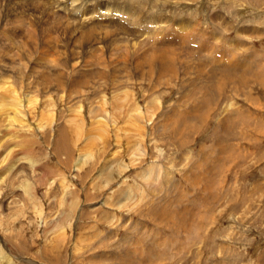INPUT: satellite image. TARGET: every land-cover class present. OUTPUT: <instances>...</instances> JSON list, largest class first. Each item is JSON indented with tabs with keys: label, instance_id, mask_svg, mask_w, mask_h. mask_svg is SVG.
<instances>
[{
	"label": "rangeland",
	"instance_id": "1",
	"mask_svg": "<svg viewBox=\"0 0 264 264\" xmlns=\"http://www.w3.org/2000/svg\"><path fill=\"white\" fill-rule=\"evenodd\" d=\"M62 1L0 0V264H264V0Z\"/></svg>",
	"mask_w": 264,
	"mask_h": 264
},
{
	"label": "bare ground",
	"instance_id": "2",
	"mask_svg": "<svg viewBox=\"0 0 264 264\" xmlns=\"http://www.w3.org/2000/svg\"><path fill=\"white\" fill-rule=\"evenodd\" d=\"M55 3H58V5L60 6L61 4H63L64 2L62 1V0H55ZM67 10H68V15H74V14H72L73 13V11H76L78 8H77V6L76 5H74L73 3H70L67 7H65ZM65 9V10H66ZM78 11V10H77ZM91 16V15H90ZM94 30H91L90 31V33L89 34H92V32H93ZM17 100L16 101H14V102H11V107H12V109H13V111H14V113H16V115L18 116L19 115V119L20 120H22V118L25 120V116L22 114V115H20L22 112H23V109H21L20 108V106H22L23 104H21V100L19 99V98H16ZM24 106V105H23ZM13 116V115H12ZM11 116V117H12ZM11 117H10V120H11ZM23 125V124H22ZM28 128H29V126H28ZM7 129H9V127L7 128ZM10 129H12V128H10ZM12 131V130H11ZM11 131H10V133H11ZM11 134H13V133H11ZM17 136H19V135H17ZM2 259H6V261H9L10 260V258L9 257H7L6 255H5V253L3 252V250H1L0 249V260H2Z\"/></svg>",
	"mask_w": 264,
	"mask_h": 264
}]
</instances>
